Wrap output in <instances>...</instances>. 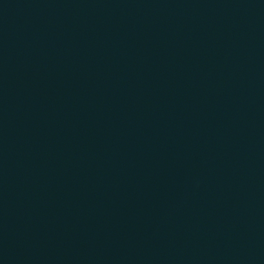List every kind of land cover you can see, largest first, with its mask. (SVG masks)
Masks as SVG:
<instances>
[{
    "label": "water",
    "instance_id": "obj_1",
    "mask_svg": "<svg viewBox=\"0 0 264 264\" xmlns=\"http://www.w3.org/2000/svg\"><path fill=\"white\" fill-rule=\"evenodd\" d=\"M0 264H264V0H0Z\"/></svg>",
    "mask_w": 264,
    "mask_h": 264
}]
</instances>
